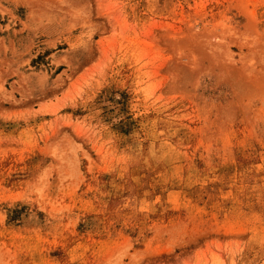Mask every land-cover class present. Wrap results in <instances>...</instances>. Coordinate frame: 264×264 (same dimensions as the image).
Masks as SVG:
<instances>
[{"label":"rangeland","instance_id":"1","mask_svg":"<svg viewBox=\"0 0 264 264\" xmlns=\"http://www.w3.org/2000/svg\"><path fill=\"white\" fill-rule=\"evenodd\" d=\"M0 264H264V0H0Z\"/></svg>","mask_w":264,"mask_h":264}]
</instances>
